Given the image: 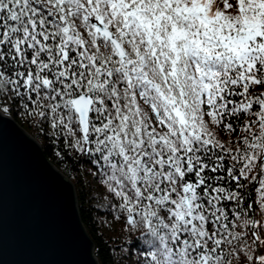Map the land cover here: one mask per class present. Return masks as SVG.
I'll use <instances>...</instances> for the list:
<instances>
[{"label": "snow or ice", "instance_id": "snow-or-ice-1", "mask_svg": "<svg viewBox=\"0 0 264 264\" xmlns=\"http://www.w3.org/2000/svg\"><path fill=\"white\" fill-rule=\"evenodd\" d=\"M12 115L88 165L122 261L264 264V0H0Z\"/></svg>", "mask_w": 264, "mask_h": 264}, {"label": "water", "instance_id": "water-1", "mask_svg": "<svg viewBox=\"0 0 264 264\" xmlns=\"http://www.w3.org/2000/svg\"><path fill=\"white\" fill-rule=\"evenodd\" d=\"M0 264H99L73 183L10 116L0 118Z\"/></svg>", "mask_w": 264, "mask_h": 264}, {"label": "trees", "instance_id": "trees-1", "mask_svg": "<svg viewBox=\"0 0 264 264\" xmlns=\"http://www.w3.org/2000/svg\"><path fill=\"white\" fill-rule=\"evenodd\" d=\"M10 117L40 143L46 159L73 183L80 218L94 244V253L99 264H128L127 261L121 259L128 253L118 251L129 245L128 236L120 231L119 226L111 224V218L105 214L102 207L104 201H97L98 193L95 191L96 185L89 174L88 165L77 162L74 155L71 157L65 155L63 159L58 158L57 148L47 135L35 126L34 122L30 123L29 120L16 115Z\"/></svg>", "mask_w": 264, "mask_h": 264}, {"label": "rangeland", "instance_id": "rangeland-1", "mask_svg": "<svg viewBox=\"0 0 264 264\" xmlns=\"http://www.w3.org/2000/svg\"><path fill=\"white\" fill-rule=\"evenodd\" d=\"M26 132V131H25ZM27 133V132H26ZM38 142V141H37ZM39 145H40V143H39ZM41 146V145H40ZM42 147V146H41Z\"/></svg>", "mask_w": 264, "mask_h": 264}]
</instances>
